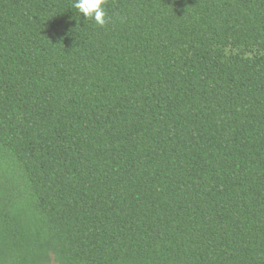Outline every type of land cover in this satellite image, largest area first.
<instances>
[{"label":"trees","instance_id":"1","mask_svg":"<svg viewBox=\"0 0 264 264\" xmlns=\"http://www.w3.org/2000/svg\"><path fill=\"white\" fill-rule=\"evenodd\" d=\"M0 264H264V0H0Z\"/></svg>","mask_w":264,"mask_h":264}]
</instances>
